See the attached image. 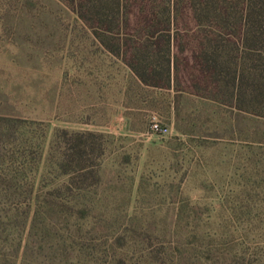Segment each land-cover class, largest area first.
<instances>
[{"label":"rangeland","instance_id":"rangeland-1","mask_svg":"<svg viewBox=\"0 0 264 264\" xmlns=\"http://www.w3.org/2000/svg\"><path fill=\"white\" fill-rule=\"evenodd\" d=\"M88 1L0 0V196L65 185L74 133L98 176L56 191L53 208L0 201V264H264V109L214 101L212 77L193 68L206 38L239 63L238 29L180 7L179 88L194 92L176 93L143 86L100 45ZM146 2L127 6L131 24L164 6Z\"/></svg>","mask_w":264,"mask_h":264},{"label":"trees","instance_id":"trees-1","mask_svg":"<svg viewBox=\"0 0 264 264\" xmlns=\"http://www.w3.org/2000/svg\"><path fill=\"white\" fill-rule=\"evenodd\" d=\"M133 1L139 0H108L109 4L103 0H89L82 4L80 9L82 13L83 11L88 13L89 18L86 20L95 25L94 35L100 45L114 57L119 58L140 84L165 90L174 89L176 93L194 92L187 86L185 89L179 88L180 64L177 46L179 30L172 32L180 7L189 5L196 10L194 13L197 15L213 12L219 16L225 28L232 26L239 31L238 38L243 47L242 60L239 59L241 60L239 63L238 59L231 56L232 50L225 48L229 44L208 38L192 57L197 62V66L193 68L200 74L212 77L216 88L214 101L224 92L229 103L239 110L255 111L257 107L264 109V61L252 57V54H246L253 53V47L264 49V0H242L238 3V8L232 9L234 4L230 3L224 6L223 10L214 8L212 3L208 4L202 0L198 2L159 0L164 5L162 11L146 12L147 17L144 19L146 21L140 25L131 24L129 18L127 6ZM236 12L239 14L236 15ZM82 13L81 17L85 19ZM158 13L165 18L163 20L156 18ZM180 54H184L185 60L188 61V54L184 53V50ZM206 85L198 84V91H205ZM81 138L82 135L79 133L72 134L68 143L69 149L61 157L58 166L61 168L63 163L73 165L72 176H69L65 185H59L56 191L62 189L82 191L88 180L95 183L98 181V176H93L92 171L82 167L87 154L81 148L84 144ZM56 191L36 196L8 193L1 195L0 201L5 204L25 199L27 203H33L36 209L53 208L58 206L57 200L60 199Z\"/></svg>","mask_w":264,"mask_h":264},{"label":"built area","instance_id":"built-area-1","mask_svg":"<svg viewBox=\"0 0 264 264\" xmlns=\"http://www.w3.org/2000/svg\"><path fill=\"white\" fill-rule=\"evenodd\" d=\"M153 127H154V129H155L156 131H159V129H158V126H157V125H154Z\"/></svg>","mask_w":264,"mask_h":264}]
</instances>
